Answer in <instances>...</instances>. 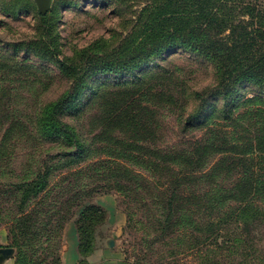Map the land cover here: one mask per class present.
I'll return each instance as SVG.
<instances>
[{"label":"rangeland","instance_id":"rangeland-1","mask_svg":"<svg viewBox=\"0 0 264 264\" xmlns=\"http://www.w3.org/2000/svg\"><path fill=\"white\" fill-rule=\"evenodd\" d=\"M140 5L138 0H53L49 16L42 20L35 0H0V120L4 119L0 121V140L6 134L11 138L9 162L0 164V247H9L16 219L22 216L21 196L13 185L29 169H35L30 167L35 163L51 173L47 193L36 202L45 199L47 204L55 203L63 186L96 190L87 202L108 210V220L98 227L96 238H115L128 264H264V198L250 200L258 210L256 217L254 213L248 217L237 200L229 202V215L225 216L224 209L215 212L212 217H216V234L211 244L210 239H205L204 231L200 232L211 217L207 202L201 198L211 188V183L202 178L204 173H195L197 178L181 187L183 200L190 198L186 207L190 205L201 223L198 231L186 224L182 229L174 227L161 235L156 229L154 207L143 209V202L151 199L150 193L165 183L154 178L151 165L156 160L154 155L178 152L202 136L200 123L186 126L193 110L188 99L191 91L214 83L215 69L207 57L179 47L168 49L136 68L105 70V61L121 56L123 40L137 26ZM66 66L72 72L87 75L81 93L60 115L63 122L75 128L80 148L65 143L59 134L44 138L36 133L39 111L59 99L74 82L68 77ZM152 73L167 79L142 84V78ZM135 91L139 102L133 101L130 107L132 113L141 111L140 126L130 130L122 120H117L116 125L105 127L104 118L111 114L114 100L121 99L120 105L125 106ZM159 93L167 96L157 97ZM171 95L173 100L168 98ZM254 96L258 99L247 103L249 111L259 107L264 110V88L255 84L239 87L234 101L239 106ZM13 123L22 124L21 132ZM10 127L11 131L7 132ZM127 147L134 148L132 153L139 158V164L115 158L118 150ZM220 157L211 156L204 169H210ZM263 160L258 166L254 163L248 166L257 167L256 171L264 175ZM168 166L174 170L179 167L171 163ZM123 168L139 175L142 186L138 192L126 194L118 189V182L129 183L124 179L125 174L115 177L120 174L114 170ZM242 171L234 168L230 177L217 176L215 181L233 188L240 181ZM85 196L80 200H85ZM76 208L73 205L69 213L67 208L63 211L61 208V214L56 215L57 208L53 210L47 205L44 212L39 203L30 205L24 216H32L33 209L41 211L39 225L44 227L55 217L51 228L57 233L49 250H41L37 259L32 258V253L39 244L32 247L26 239L25 254L29 257L26 264H39V261L60 264L54 261L51 251L61 247L62 255L70 223L73 241L79 242ZM55 211L56 216H52ZM191 213L190 217L195 219ZM61 216L66 217L62 229L58 225ZM40 247H48V243ZM17 258L15 249L14 256L6 263L17 264Z\"/></svg>","mask_w":264,"mask_h":264},{"label":"trees","instance_id":"trees-1","mask_svg":"<svg viewBox=\"0 0 264 264\" xmlns=\"http://www.w3.org/2000/svg\"><path fill=\"white\" fill-rule=\"evenodd\" d=\"M138 1H141V5L137 26L123 40L120 46L121 56L116 60L112 58L104 62L105 70L136 68L168 49L179 47L207 57L215 69L214 83L201 90L191 91L188 99L193 104V110L188 115L186 126L191 127L192 124L200 123L198 127L203 130L202 136L191 142L188 148L180 149L178 152H168L164 156L154 155L156 160L154 164H151L154 166V178L158 181L165 180V183H162L161 189L156 187V191L150 193V201H144L142 206L143 209L150 208V210L154 207L156 229L161 231V235L174 227L182 229L186 224L198 231V225L201 223L195 218L196 212L189 207L190 205L188 208L186 207V204H190V198H187L186 201L183 200L184 195L181 196V187L187 184L190 179H196L195 173H204L202 178L211 183V188L205 194H201V198L205 199V203L207 202V210H210L211 217L200 232L204 231L205 239H210L209 243L211 244L216 234V217L215 219L212 217L215 212L224 209L225 216L229 215L231 212L229 202L237 200L243 204L242 209L248 217L253 213L256 217L259 214L258 210L252 207L250 200L258 197L264 198V175L258 173L257 167H255L259 165L258 162L262 158L264 159V153H262L264 152V110L259 107L254 112L249 111L247 103L255 102L258 99L257 96L247 98V101L239 106L234 101L239 87L243 85L255 84L264 88V1ZM39 14L42 20H45L50 11L46 14L39 12ZM66 72L74 82L59 99L46 104L39 111L36 117L38 119L36 133L44 138L59 134L65 143L80 148L81 143L75 128L63 122L60 115L74 103L77 95L81 93L87 75L84 72L81 74H78L77 71L72 72L67 66ZM163 79L167 78L161 74L152 73V75L142 78L141 83ZM136 95L135 91L133 99L126 101L125 106L120 105L121 99L114 100V105H111V114L104 118L106 121L104 126L108 127L107 125L113 123L116 125L117 120H122V124L128 129L136 130L141 124L139 117L142 114L141 111L132 113L130 107L133 101L139 102ZM162 95L167 96V94L159 93L157 97ZM168 98L173 100L174 95ZM219 103L221 105H218ZM124 107L127 109L124 110ZM105 109L106 103H104V115ZM0 116H2L1 109ZM196 119L197 121H195ZM12 125H16L18 131L21 132V123ZM11 129V127L8 128L7 132ZM252 135L256 136L255 139H251ZM10 140L11 138L7 134L0 140V164L9 162ZM132 144L135 146V143ZM133 149V147H127L123 151L118 150L114 156L116 159L123 158L127 162L139 164V158L132 153ZM214 155H221V157L214 162L210 169H204L210 157ZM254 156L257 160L254 159ZM34 162L35 159L32 160V163ZM170 163L179 166L178 170L168 166ZM252 163L255 166H248ZM30 167H35V169H29L28 173L24 175L25 178L20 177L19 182L13 185L21 196L19 212L22 216L16 219L13 240L8 246L17 250V264H26L29 261V257L25 254L26 239L32 247L39 244L37 246L39 248L35 247L32 253V258H35L40 255L41 250L45 251V248L49 250L51 240L57 233L53 227L51 228L55 217H51L46 222L48 226L44 227V225H39L41 211L34 212L33 209L32 216H24L30 205H37V203L41 208H44V212L47 211V205L53 210L57 208V213L55 211L52 216L61 214V208L62 211L67 208L69 213L73 205L77 206L73 212L76 213L79 210L76 220L79 234L78 251L82 256L80 263L86 264L87 257L96 249L97 229L108 220V210L99 204L87 202L88 198L96 193L95 189L87 188V186L77 190L63 186L64 189L61 188V195L56 198L55 203L47 204L45 199L36 202L43 194L47 193L51 173L47 171V168L40 167L35 163ZM237 167L243 169L242 177L233 188L215 181L217 176L230 177L234 168ZM114 171L120 174L115 177L121 178L122 174H125L126 178L124 179L129 182L127 185L118 182V189L126 194L138 192L140 185L142 186L139 182V175L127 168ZM120 178V181L123 180ZM82 195H86L87 200H80ZM189 211L192 212L191 215L195 219L190 217ZM65 218L61 216V220L59 219L58 225L61 229L64 227ZM46 243H48V247H40ZM51 252L54 253L52 255L54 261L63 264L61 247ZM42 262L44 263L45 259Z\"/></svg>","mask_w":264,"mask_h":264},{"label":"crops","instance_id":"crops-1","mask_svg":"<svg viewBox=\"0 0 264 264\" xmlns=\"http://www.w3.org/2000/svg\"><path fill=\"white\" fill-rule=\"evenodd\" d=\"M71 223L70 228L66 232V240L62 248V256L64 264H81L82 258L78 251V240H74L71 234ZM112 239L114 244L109 245V240ZM96 249L87 257L86 264H128L124 253L118 247V241L115 238H103L97 239ZM7 262V261H6ZM4 264H9V263Z\"/></svg>","mask_w":264,"mask_h":264},{"label":"water","instance_id":"water-1","mask_svg":"<svg viewBox=\"0 0 264 264\" xmlns=\"http://www.w3.org/2000/svg\"><path fill=\"white\" fill-rule=\"evenodd\" d=\"M37 9L41 14H46L50 11L53 0H35ZM114 241L109 240V245L112 246ZM15 249L13 247H0V264H4L7 260L14 256Z\"/></svg>","mask_w":264,"mask_h":264}]
</instances>
